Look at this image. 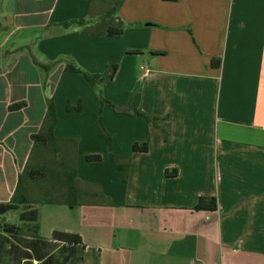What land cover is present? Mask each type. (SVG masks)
<instances>
[{
	"label": "crops",
	"instance_id": "crops-1",
	"mask_svg": "<svg viewBox=\"0 0 264 264\" xmlns=\"http://www.w3.org/2000/svg\"><path fill=\"white\" fill-rule=\"evenodd\" d=\"M1 3L0 203L11 202L26 169L52 165L49 151L53 171L63 173L55 162L64 160L82 191L76 206L39 203L29 178L23 193L37 203L6 213L15 225L37 226L48 242L56 231L78 234L91 264H264V0H122L123 34L100 36L47 29L98 23L109 11L99 0ZM38 38L41 60L31 48ZM59 57L45 76L39 64ZM68 61L99 74L118 65L101 86L111 102L102 122L98 91L66 72ZM51 99L55 137L76 142L59 141L57 154L32 139ZM112 155L129 160L126 182ZM202 197H215L217 209L195 210Z\"/></svg>",
	"mask_w": 264,
	"mask_h": 264
},
{
	"label": "trees",
	"instance_id": "trees-1",
	"mask_svg": "<svg viewBox=\"0 0 264 264\" xmlns=\"http://www.w3.org/2000/svg\"><path fill=\"white\" fill-rule=\"evenodd\" d=\"M176 1V0H172ZM122 0H118L116 4L104 15L99 18L98 23H94L92 19H74L61 23H55L48 26V30H51L55 33H62L74 27H84L87 33L92 35H122L124 32V22L117 17L119 8L121 7ZM60 61L52 62L49 64H39L42 72L45 76L49 75V72L55 67ZM214 66H220L219 60L213 61ZM118 70V65L116 63H111L107 66V69L104 73H89L80 68L73 61H68L66 63L65 71L75 74H81L84 76L86 81L90 84L91 87L96 89L100 98V115L99 122H102L101 114L102 108L106 104H111L108 100H106L102 95L101 86L108 81L114 79ZM24 106L23 103L15 104L10 107V109H21ZM71 108V107H70ZM75 110H79L80 107L72 108ZM143 118H145L149 123H156L157 121L154 118L146 116L144 114H139ZM57 123V112L54 101L51 99L48 101V109L46 113V117L42 124V128L39 133L32 136L35 147L43 145L46 148L51 149L54 154H57L60 151L59 141L63 142H71L76 147V142L74 140H60L55 137L54 129ZM107 145L111 147V138L109 134L105 133ZM148 143H145L141 146L135 145L134 151H147ZM90 161H99L102 159L101 155H90L87 157ZM112 162L116 166L120 177L123 181L128 180L129 173V160L118 158L114 155L111 157ZM62 172H55L50 170L48 165L45 169H37L30 170L26 169L24 174L20 175L18 187L16 193L14 194L11 202L9 203H0V215L6 214L10 211L17 210L20 205H30L32 202L26 195H24V185H23V177L25 174L28 175L29 178H41L45 181L44 185H40V187L47 189V191L51 194H54V198L49 199H39V203H49V204H58L65 203L69 206L78 205V198L80 197L82 191L77 187L78 175L75 169H71L64 162V160H60L57 162ZM56 182V184H55ZM65 185V191L64 185ZM53 191L52 187H55ZM59 193L60 196L57 197ZM58 194V195H59ZM91 195L101 197L104 199L106 204H112L109 198H104L103 193H91ZM195 210H216L217 209V199L215 197H202L200 198L198 204L194 208ZM25 220V216L22 215ZM37 211L34 212L33 219L31 221H37ZM37 229L38 227H34L32 239H27L23 237V233L21 232V227L15 224H9L3 222L0 219V261H8L11 264H33L34 260L40 261L41 264H73L74 260L79 259V254L84 252V248L82 246V238L78 234L56 231L54 233L53 241L48 242L44 241L37 237ZM9 245V247H8Z\"/></svg>",
	"mask_w": 264,
	"mask_h": 264
},
{
	"label": "rangeland",
	"instance_id": "rangeland-1",
	"mask_svg": "<svg viewBox=\"0 0 264 264\" xmlns=\"http://www.w3.org/2000/svg\"><path fill=\"white\" fill-rule=\"evenodd\" d=\"M1 1L2 0H0V3H1ZM118 0H99V10H100V13H102V12H107L108 10H110L112 7H113V5L114 4H116V2H117ZM2 4V3H1ZM3 5H4V3L2 4V5H0V8H2L3 7ZM6 8V7H5ZM3 13H4V11H3ZM2 17H3V14H1V12H0V20L2 21ZM75 28V27H74ZM71 29H73V28H71ZM71 29H69V30H71ZM69 30H67V31H65V32H62V33H55V32H52L51 30H48V31H50V33L53 35V36H59V35H62V34H64V33H66V32H68ZM39 41V42H38ZM40 43V39L38 38V39H35L34 40V43H33V45L31 46V48H32V52H33V54H34V56L36 57V58H38V59H43V58H45L46 57V53L45 52H43V51H41V50H39L38 49V47H39V44ZM62 57V56H61ZM61 57H59L58 59H57V61H60V59H61ZM63 59H65V57H62ZM49 153L50 154H46V158L48 157V159L52 162V165L50 164V166L48 165V167H49V169L50 170H58V166L57 165H53V162H54V160H56L51 154H52V152L51 151H49ZM32 163L33 162H31L30 163V166L32 165ZM55 163H57V161L55 162ZM34 165V164H33ZM35 166V168H38V169H40V170H44V171H42V172H45V169H46V167H47V165H42V163H39V165L37 164H35L34 165ZM47 167V168H48ZM27 180H29V177H28V175L27 174H25L24 175V177H23V185H26V182H27ZM36 180H37V183H38V185H35L32 189H34V190H32V195H33V198H35V199H49V198H54L55 197V195L54 194H51V193H49L48 191H47V189H44V188H42V187H39L40 185H44L45 184V181H43L41 178H36ZM55 184H56V182H55ZM41 188V189H40ZM53 188V191L55 190V189H57L56 188V186L55 187H52ZM40 189V190H39ZM57 194V197H59L60 196V194L59 193H56ZM59 194V195H58ZM2 221L4 222V221H7V223H9V224H15V223H18V221H19V218L17 217V215L15 214V212H13V213H9V214H6V215H4L3 216V218H2ZM21 232L23 233V235H28V236H32L33 235V232H34V227L32 226V227H30V226H25V225H23L22 227H21ZM8 247H9V245H8ZM80 256H79V259H77V260H74L73 261V264H91L89 261H88V258H86V256H85V254H84V252H83V254L82 253H80L79 254ZM6 261H0V264H8V259H5ZM9 264H11V262L9 263ZM33 264H39L38 262H35V263H33ZM68 264H71V263H68Z\"/></svg>",
	"mask_w": 264,
	"mask_h": 264
},
{
	"label": "built area",
	"instance_id": "built-area-1",
	"mask_svg": "<svg viewBox=\"0 0 264 264\" xmlns=\"http://www.w3.org/2000/svg\"><path fill=\"white\" fill-rule=\"evenodd\" d=\"M144 69V68H143ZM145 70V69H144ZM146 71V70H145Z\"/></svg>",
	"mask_w": 264,
	"mask_h": 264
}]
</instances>
